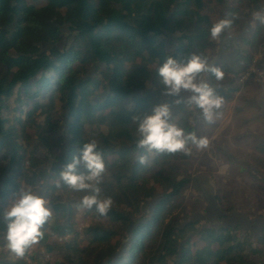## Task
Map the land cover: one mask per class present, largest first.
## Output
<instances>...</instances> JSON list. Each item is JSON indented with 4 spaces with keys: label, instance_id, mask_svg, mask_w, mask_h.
<instances>
[{
    "label": "trees",
    "instance_id": "trees-1",
    "mask_svg": "<svg viewBox=\"0 0 264 264\" xmlns=\"http://www.w3.org/2000/svg\"><path fill=\"white\" fill-rule=\"evenodd\" d=\"M258 10L264 0H0V212L27 187L48 199L53 218L77 215L82 222L79 241L77 234L63 239L67 226L51 222L40 243L45 241V255L36 245L23 260L8 252L0 233V264L264 262V228L254 239L238 228L208 231L187 223L192 211L183 197L192 183L193 154L149 156L140 165L131 121L151 113L159 98L173 99L162 95L155 71L169 56L181 61L200 51L220 67L225 77L217 91L226 103L256 81L264 73V27L253 16ZM213 14L232 19L225 32L238 35L222 37L221 58L209 34ZM62 27H68L71 44L52 55L46 47ZM180 123L199 135L190 110H182ZM30 127L36 143L25 149ZM91 139L107 166L102 195L114 200L107 216L77 208L83 193L55 187L59 171ZM252 180L264 196L263 178ZM222 200L214 198L218 212L233 213ZM152 202V212L142 213L141 205ZM55 237L60 244H47Z\"/></svg>",
    "mask_w": 264,
    "mask_h": 264
},
{
    "label": "clouds",
    "instance_id": "clouds-1",
    "mask_svg": "<svg viewBox=\"0 0 264 264\" xmlns=\"http://www.w3.org/2000/svg\"><path fill=\"white\" fill-rule=\"evenodd\" d=\"M253 16L264 27V10L254 12ZM232 24L233 20L227 16L219 19L209 29L211 39H222L225 30L230 29ZM155 71L162 95L173 99L170 103L154 106L151 113L132 116L135 126L133 140L140 165H146L149 156L191 155L193 147L206 149L209 146L206 137L198 136L195 129L187 130L181 125L182 110L191 111L194 124L203 121L211 125L225 103L224 96L217 91L225 73L200 51L190 53L181 61L169 56ZM180 105H183L182 109L177 110ZM79 167L85 171L79 172ZM106 170L98 142L91 139L83 142L79 155L73 156L71 162L59 171L55 187L67 186L73 192L83 193L75 201L77 208L107 216L114 200L111 196L102 195L101 185ZM52 221L53 208L48 199L40 192L21 187L10 204L0 212V233L8 252L17 260L25 259L29 249L45 239Z\"/></svg>",
    "mask_w": 264,
    "mask_h": 264
},
{
    "label": "rangeland",
    "instance_id": "rangeland-1",
    "mask_svg": "<svg viewBox=\"0 0 264 264\" xmlns=\"http://www.w3.org/2000/svg\"><path fill=\"white\" fill-rule=\"evenodd\" d=\"M39 8L44 9V6L39 4ZM212 19L215 23L219 20V17L213 14ZM223 35L224 38L238 39L237 33L224 32ZM221 41L223 42V38ZM212 43L214 45L213 52L218 54L219 45L217 40H212ZM70 44L71 39L69 38L68 27H62L56 35L50 38L46 51L54 55ZM249 72L256 74L252 69ZM257 88L264 91V73H258L256 81H249L246 89H242L234 95L232 101L225 102L213 124L209 125L203 121L198 122L200 128L198 136L206 137L209 140V146L206 148H209V152L208 158H205L203 150L198 153V149L192 148L193 159L189 163L192 183L183 197V203H189L192 211V216L187 223L196 224L208 231L216 229L218 226L224 228L236 226L242 232H251L254 239L260 238L264 226V196L258 193L252 180L254 175H258L264 180V155H261L259 150H257L258 147L261 151L264 150V116L263 118L259 116L258 107L260 108V106L258 105V99L260 96H256L255 91ZM164 98H159L156 101L157 105L161 104ZM251 101L255 102L256 105L253 106L252 111H249L244 106ZM232 102L233 105H231ZM241 108L245 112H238ZM229 111H231L230 114L228 113ZM257 116H259V120H256L255 117ZM233 125H238L236 127L237 131L230 129L229 126ZM33 130L34 127H30L24 132L26 136L25 149L36 143ZM62 132L63 128L60 127L58 134L61 135ZM254 160L258 162V166L255 165ZM53 161L51 159L50 162ZM40 163L44 164L42 161ZM39 170L44 171L45 169L42 167ZM40 181L41 178H39ZM69 196L67 195L66 197ZM215 196L223 198L222 203L230 206L233 213L222 216L214 203ZM154 204L152 202L141 205L142 213L152 212ZM189 204L186 205L190 209ZM242 217L247 220L246 224L239 221ZM221 219L223 221L220 222ZM83 221L96 224L93 219L91 221L89 219ZM52 224L67 226L66 237L63 239H68L69 241L72 238L71 236L77 234L76 239L79 241L82 222L77 218V215H74L69 221L67 219L53 218ZM54 239L48 240L47 244L59 240L56 237ZM43 243L36 246L38 247L36 252H38L39 256L45 255ZM56 244L60 243L57 242ZM78 246L79 248H86V244H81V242L78 243ZM53 249L58 254H61L60 249L55 247ZM50 251L52 255L53 251ZM35 261H38L36 257ZM261 262L264 264L263 260L258 264H261Z\"/></svg>",
    "mask_w": 264,
    "mask_h": 264
},
{
    "label": "crops",
    "instance_id": "crops-1",
    "mask_svg": "<svg viewBox=\"0 0 264 264\" xmlns=\"http://www.w3.org/2000/svg\"><path fill=\"white\" fill-rule=\"evenodd\" d=\"M256 96H260L259 97V99H258V105L260 106V108L258 107V110L260 111V117L261 118H263V116H264V97H263V94H264V91H262V89H256ZM231 105H233V102L231 103ZM256 104H255V102H249L248 104H246L244 107H247V110H249V111H252V108H253V106H255ZM231 107V106H230ZM245 112V110L243 109L242 110V108L238 111V112ZM247 112V111H246ZM229 114L231 113V111H229L228 112ZM259 116H257V117H255L256 118V120H259L258 118H259ZM230 127V129L231 130H233V131H237V128L236 127H238V125H233V126H229ZM241 127V126H240ZM198 151V153H199V151L200 150H197ZM203 153H205V158H208V152H209V148L208 149H203ZM207 177V176H206ZM208 180V179H207ZM240 222H243V223H247V220L245 219V218H243L242 217V219H240L239 220ZM235 227V226H234ZM263 228H264V226H263Z\"/></svg>",
    "mask_w": 264,
    "mask_h": 264
},
{
    "label": "water",
    "instance_id": "water-1",
    "mask_svg": "<svg viewBox=\"0 0 264 264\" xmlns=\"http://www.w3.org/2000/svg\"><path fill=\"white\" fill-rule=\"evenodd\" d=\"M223 43L224 42H222L221 39H219L218 58H221V47H222Z\"/></svg>",
    "mask_w": 264,
    "mask_h": 264
},
{
    "label": "flooded vegetation",
    "instance_id": "flooded-vegetation-1",
    "mask_svg": "<svg viewBox=\"0 0 264 264\" xmlns=\"http://www.w3.org/2000/svg\"><path fill=\"white\" fill-rule=\"evenodd\" d=\"M223 221V219L220 220V222ZM243 223V222H242ZM230 228H237L236 226L235 227H230Z\"/></svg>",
    "mask_w": 264,
    "mask_h": 264
}]
</instances>
